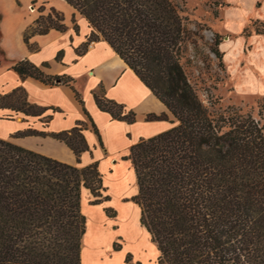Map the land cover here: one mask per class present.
Returning a JSON list of instances; mask_svg holds the SVG:
<instances>
[{
  "label": "trees",
  "instance_id": "1",
  "mask_svg": "<svg viewBox=\"0 0 264 264\" xmlns=\"http://www.w3.org/2000/svg\"><path fill=\"white\" fill-rule=\"evenodd\" d=\"M66 1L91 29L83 50L108 42L178 121L141 139L124 157L133 165L139 188L133 200L157 245V264H264V125L242 107H223L220 96L211 94L205 102L189 71L198 61L210 69L207 46L225 69L222 36L216 33L209 46L205 26L191 21L185 0ZM45 11L42 6L25 33L32 50L38 49L31 43L35 35L67 30L63 13ZM13 69L23 79L72 86L84 105L72 78L47 75L28 59ZM95 97L114 119L136 121V113L108 99L104 88ZM5 109L33 116L45 111L32 105L22 88L0 96V110ZM86 129L79 123L52 137L66 143L81 163L90 151ZM35 134L40 133L17 135ZM87 190L96 198L93 205L102 203L106 188L99 162L73 166L0 137V264H83ZM132 260L128 254L127 264H141Z\"/></svg>",
  "mask_w": 264,
  "mask_h": 264
},
{
  "label": "crops",
  "instance_id": "2",
  "mask_svg": "<svg viewBox=\"0 0 264 264\" xmlns=\"http://www.w3.org/2000/svg\"><path fill=\"white\" fill-rule=\"evenodd\" d=\"M22 1L24 3L37 2L45 6V14L51 8L63 13L67 30L65 32L52 30L46 35H35L31 38V43L35 44L38 49L32 50L25 42V33L40 17L41 12L27 14L17 7V0H0V53L5 57V63L0 64V96L22 88L32 105L45 110L39 116L16 114L7 109L0 110V113H14L10 120H0L1 138L73 166L86 167L94 163L93 161L99 162L104 179L107 175L104 176L102 169L105 172L106 168L108 174L111 169L109 164H101L98 160L102 155L111 159L115 158L117 155L131 150L141 139H148L164 133L178 124L177 119L167 106L121 59L108 42L103 40L93 42L86 51L83 50L91 29L86 18L66 0ZM226 5L229 12L237 13L242 20L239 36H243L244 56L254 53L252 50L255 45L259 52H263L264 0H226ZM222 11L223 9L220 12L221 20L224 19ZM74 19L76 23H74ZM75 24L79 25L78 33L75 30ZM257 25H261L263 30L257 29ZM247 27L251 28V32L241 35ZM223 32L230 33L229 30ZM254 43L256 44L253 45ZM225 46L221 43V50L225 53L224 61L227 57ZM61 53L63 55L59 61L58 57ZM25 59L40 67L47 75L72 78L73 85L81 94L84 105L79 102L75 90L70 85H50L32 77L23 79L13 69V66L18 61ZM262 63V67H264V59ZM255 64L257 65V62ZM225 66L227 69L226 62ZM262 67L257 66V69L261 71ZM261 77L264 78V75ZM102 88H104L105 96L108 99L125 105L128 110L136 113L137 118L134 123L114 119L110 113L99 108L95 95ZM151 114L167 115L168 119L149 120L148 117ZM79 123L86 124L87 129L84 134L90 146V151L83 153L81 163L78 162L76 154L66 143L52 137V134L72 130ZM94 126L99 130L100 136L96 133ZM29 130L40 134L25 137L17 135L19 132ZM88 192L90 191L87 190L83 194L84 214V196L86 193L89 195ZM137 194L138 192L130 196L135 197ZM130 203H135V201ZM92 206L102 207L107 218L105 205L101 203ZM148 237L152 242L150 234ZM114 239L115 236L112 240V248ZM152 244L155 247L156 252L153 257L157 264L159 251L157 245L153 242ZM147 252V248L142 253L133 252L132 262L144 264L145 260L149 259ZM125 264L127 263L125 262Z\"/></svg>",
  "mask_w": 264,
  "mask_h": 264
},
{
  "label": "rangeland",
  "instance_id": "3",
  "mask_svg": "<svg viewBox=\"0 0 264 264\" xmlns=\"http://www.w3.org/2000/svg\"><path fill=\"white\" fill-rule=\"evenodd\" d=\"M185 1L191 21L205 26L204 35L208 45L213 43L216 33L222 36V45H226L227 69L225 67L223 70L219 66V60L210 52L208 46L205 52L211 58L210 69L205 70V65L199 61L196 62V67L189 69L201 98L208 103L211 94L220 96L223 98V107L232 105L242 107L245 113H251L264 125V78L261 77L264 75L262 72L264 50L259 52L254 43L255 47L252 50L254 53L244 56V40L243 36H239L242 20L237 13L228 11L226 0ZM16 3L17 7L27 14L40 12L42 7L37 2L24 3L22 0H17ZM221 9H223V20L220 19ZM256 28L263 30L261 25H257ZM224 30H229L230 33L223 32ZM250 32L251 28L247 27L241 35ZM227 37L229 39H226ZM3 63H5V57L0 53V64ZM243 63L246 65L243 66ZM257 66L262 67L261 71L257 69ZM13 116L12 112L0 113V120H10ZM129 153L130 150L112 159L102 155L98 159L101 164H109V168L114 169V171L109 170V174L106 168L105 172L102 169L104 176L107 175L104 178V185L108 188L100 199L105 209H109V216L105 213L107 218L105 217L102 207L92 206L96 198L91 192H88L90 197L86 193L84 212L89 220L87 219V232L82 245L83 264H125L128 254L133 256V252L142 253L145 248L148 249L149 259L145 260L144 264H155L153 257L156 252L155 247L148 237V232L140 224L139 206L130 203L134 202V196L130 195L137 193V186L133 165L124 159ZM100 233L103 234V244L96 240Z\"/></svg>",
  "mask_w": 264,
  "mask_h": 264
},
{
  "label": "bare ground",
  "instance_id": "4",
  "mask_svg": "<svg viewBox=\"0 0 264 264\" xmlns=\"http://www.w3.org/2000/svg\"><path fill=\"white\" fill-rule=\"evenodd\" d=\"M135 180H136V178H135ZM136 182V181H135ZM136 186H137V184H136ZM138 190V189H137ZM89 220V219H88ZM97 241L99 240L102 244H103V242H102V240H103V234H99V235H97V239H96ZM95 240V241H96ZM101 243H99L100 244V246H101Z\"/></svg>",
  "mask_w": 264,
  "mask_h": 264
}]
</instances>
